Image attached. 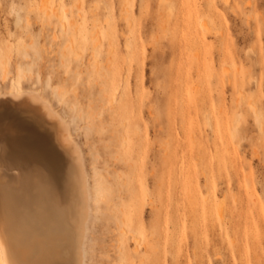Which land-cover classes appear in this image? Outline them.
<instances>
[{"label":"rangeland","instance_id":"1","mask_svg":"<svg viewBox=\"0 0 264 264\" xmlns=\"http://www.w3.org/2000/svg\"><path fill=\"white\" fill-rule=\"evenodd\" d=\"M41 1L0 0V92H39L78 145L91 196L83 263L264 264V0ZM190 8L209 27L199 48ZM38 145L4 141L2 153L23 172L48 167ZM167 146L178 161L166 176Z\"/></svg>","mask_w":264,"mask_h":264},{"label":"bare ground","instance_id":"2","mask_svg":"<svg viewBox=\"0 0 264 264\" xmlns=\"http://www.w3.org/2000/svg\"><path fill=\"white\" fill-rule=\"evenodd\" d=\"M43 1L39 9L48 11L46 2ZM208 3L211 7V0ZM190 9L191 12L188 15L190 26L186 25L189 37L185 35L186 33L184 35L188 37V44L199 48L203 44V34H206L209 27L203 19H197L194 9ZM50 11L60 16L57 9ZM79 41V43L83 42L81 39ZM130 43L126 42V49L130 47ZM192 45L188 46L192 48ZM137 49L138 46L135 50L132 49L127 57L131 60H139ZM125 51L127 54V50ZM127 57L126 60H128ZM111 69L113 70L112 67ZM118 74L115 73L109 78L111 79L110 87L114 89L120 81ZM1 94L0 106L4 109L0 111V142H2L0 145V264H84L83 239L91 196L88 176L85 173L86 169L84 170L78 145L70 136L65 120L52 109L39 92L22 91L17 88L12 93L10 91L7 94ZM126 100L128 102L129 99ZM248 104L255 121L260 123V113L256 105L252 102ZM130 109L131 104L128 102L124 105V115L131 125ZM32 115L45 119V130L39 128L35 121L28 122L30 119L28 117ZM166 136L170 137L168 144L171 145L172 127L167 128ZM27 137H33V139L30 140ZM4 141H8L15 148L39 144L43 154L47 156L45 164L48 167L44 168L39 163L29 166L24 172L14 167L2 153ZM163 157V169L167 176L174 171L173 167L178 159L171 146L164 148ZM92 185L94 200L98 202L101 192L100 180ZM186 185L184 192L189 202L194 203L197 198L196 187L189 176H187ZM134 197L136 201L139 200L138 194ZM1 209L5 216L4 222L1 220ZM135 239L137 240V236Z\"/></svg>","mask_w":264,"mask_h":264}]
</instances>
